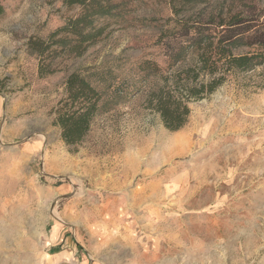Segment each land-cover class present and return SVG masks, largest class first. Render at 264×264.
Returning <instances> with one entry per match:
<instances>
[{
	"label": "rangeland",
	"instance_id": "rangeland-1",
	"mask_svg": "<svg viewBox=\"0 0 264 264\" xmlns=\"http://www.w3.org/2000/svg\"><path fill=\"white\" fill-rule=\"evenodd\" d=\"M130 1L145 25H111L81 56H61L39 77L20 48L79 7L0 0V49L10 51L0 93L7 107L14 97L24 104L0 122V264H264V63L228 72L189 103L184 126L169 130L145 106L163 79L135 69L160 58L152 41L171 15L167 0ZM249 1L218 0L224 10ZM86 68L137 91L67 145L53 109L66 77ZM15 119L25 126H11Z\"/></svg>",
	"mask_w": 264,
	"mask_h": 264
},
{
	"label": "trees",
	"instance_id": "trees-1",
	"mask_svg": "<svg viewBox=\"0 0 264 264\" xmlns=\"http://www.w3.org/2000/svg\"><path fill=\"white\" fill-rule=\"evenodd\" d=\"M67 3L76 4L78 12L45 37L30 36L24 44L25 55L35 60L39 77L54 72L57 58L81 56L111 25H145V18L131 16L130 0ZM161 4L167 5L171 15L163 20L152 41L160 58L143 59L135 69L141 79H163L149 90L145 106L174 131L186 124L189 103L214 92L228 72L249 71L264 63V5L258 7L250 0L239 4L238 10L234 4L224 10L218 0H167ZM3 12L0 3V15ZM164 72H168L165 77ZM106 73L86 68L66 77L63 97L53 109V123L67 145L80 143L96 115L114 110L137 91L115 86L111 72Z\"/></svg>",
	"mask_w": 264,
	"mask_h": 264
},
{
	"label": "crops",
	"instance_id": "crops-1",
	"mask_svg": "<svg viewBox=\"0 0 264 264\" xmlns=\"http://www.w3.org/2000/svg\"><path fill=\"white\" fill-rule=\"evenodd\" d=\"M20 49L22 51L21 53L25 55V46L22 45ZM9 52L10 51L8 50V48L0 49V67L4 66V64L8 62V58L10 55ZM16 52L18 53L19 50ZM18 99L19 97L12 98L8 103V107H7L6 97L2 93H0V122L3 120V118H5V116H12L14 118L18 116L20 109L24 107V104ZM28 120H27L28 126H34L33 124H31L33 120L32 119H28ZM25 122L26 121L24 120L15 119L11 126H25Z\"/></svg>",
	"mask_w": 264,
	"mask_h": 264
},
{
	"label": "bare ground",
	"instance_id": "bare-ground-1",
	"mask_svg": "<svg viewBox=\"0 0 264 264\" xmlns=\"http://www.w3.org/2000/svg\"><path fill=\"white\" fill-rule=\"evenodd\" d=\"M200 193H201V192H200ZM211 200H212V199H211ZM153 201H154V200H153ZM189 203H190V202H189ZM196 207H197V206H196ZM196 207H195V208H196ZM196 214H197V213H196ZM203 215H204V214H203ZM191 218H192V217H191ZM196 219H197V218H196ZM222 229H223V228H222ZM222 229H221V230H222ZM3 233H4V232H3ZM0 235H1V234H0ZM8 238H9V237H8Z\"/></svg>",
	"mask_w": 264,
	"mask_h": 264
}]
</instances>
